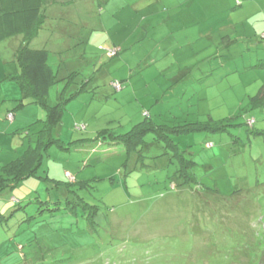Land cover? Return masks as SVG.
<instances>
[{
  "label": "rangeland",
  "instance_id": "1",
  "mask_svg": "<svg viewBox=\"0 0 264 264\" xmlns=\"http://www.w3.org/2000/svg\"><path fill=\"white\" fill-rule=\"evenodd\" d=\"M133 1L52 5L49 21L30 47L49 50L57 72L77 70L78 77L98 85L97 92L66 103L60 130L66 143L84 137L93 144L104 128L123 135L146 120L145 111L158 126L157 138L147 135L132 153L105 140L99 158L85 164L89 172L81 163L85 172L79 179H93L77 190L84 202L67 195L63 179L57 186L30 178L14 192L18 198L22 192L39 191L43 202H33L29 194L16 205L8 202L7 209L4 197L10 193L0 194L7 218L0 222V264H264V102L245 111L264 84V0H179L176 7L159 10L161 15L147 17L153 10L137 13ZM161 16L182 20V28L193 25L187 35L176 34L164 43L159 56L173 42L171 55L176 52L183 71L175 81L158 85L166 76L155 71L169 59L154 62L157 43L138 38L147 20ZM22 36L0 42V111L14 109L16 115L24 93L15 78L21 68L14 47ZM115 46L122 51L111 58L108 52ZM113 79L123 81L121 91L111 87ZM62 85L51 88V103L74 90L70 86L63 92ZM28 107L39 110L32 103ZM210 118H224V127L180 132L181 122L202 127ZM250 118L255 119L253 126ZM30 122L19 116L0 140L20 151L24 141L32 143L21 131ZM77 123L86 129H77ZM175 126L177 131L171 129ZM36 136L31 134L33 141ZM170 138L186 159H194L192 180L178 171L181 164L168 146ZM57 148L44 155L42 165L63 177L65 165H74L68 156L82 151Z\"/></svg>",
  "mask_w": 264,
  "mask_h": 264
},
{
  "label": "trees",
  "instance_id": "2",
  "mask_svg": "<svg viewBox=\"0 0 264 264\" xmlns=\"http://www.w3.org/2000/svg\"><path fill=\"white\" fill-rule=\"evenodd\" d=\"M48 5V0H0V42L17 35L24 36L22 44L15 51V59L17 60L21 68L20 73H18L15 78L22 87V91L24 93V97L20 101L19 106H24L26 105L25 101L31 100V103H35L45 112L44 119L38 121L36 120L35 123L30 125V127L24 129L26 136L30 137L29 139H31L32 143H29V145L25 144V148H27L25 151H23L22 155H19L17 158L10 160V162L0 167V194L5 193L6 190L10 193V195L6 194L7 196H9L8 198L6 196L4 197V205L7 207V209H9L11 205L8 204V202L11 203V201H13L14 205H16L15 203H20L27 199V196L29 194L30 197H34V199H32L33 202H43L39 199V196L41 197V193L39 191H36L37 195H31V193H33L32 191L27 194H24V192H22L20 193L18 198L15 197L14 192L16 191V189L20 188L22 185H25L24 182L28 181L30 178H39L51 183H57L55 184L57 186L60 185V183H63V179L66 181L65 188L66 191H68L66 192L67 195H73L77 198L78 201L84 202V197L77 190L86 188L93 179H79L80 171L72 173L71 171L66 170V168L63 174V176L65 175V178H61L60 176L48 171V169L42 164L44 161V155H49V152L53 146H56L66 152L72 151V147L74 146L75 148L81 150L82 152L80 155L68 157H75V164H77L78 162L80 166L83 162V168H85L86 171L87 166H85V164H92V159L94 161L95 159L99 158L96 156L100 154L98 153L100 151L99 149H101L106 143L105 140L109 141L111 144L121 143V145L124 146L128 153H132L133 150L139 148V144L140 146H143V143H145L144 138L147 135L152 134L155 139L157 138V136H155V133L158 132V126H156L152 118L150 119L149 112L145 111L143 115L145 116L146 120L144 122L140 121L139 123L135 124L123 135H118L114 130L104 128L97 131V135L94 139L97 142L93 144H86V141L88 139L84 137L75 138L73 139V141H69L68 143L63 140L60 134V130L66 103L69 100L77 98L85 91H88V87L90 85V82L92 81V78L87 79L85 76L78 77L80 73L77 70L66 72L65 76L60 78V73L57 72L49 62V50L45 48L30 47L32 39L37 36L38 30L40 29L43 20L46 17L45 11ZM166 42H168V40ZM164 43L161 46L160 53L163 50ZM171 44L173 45V42H171L167 46L169 50L164 52L163 55L160 56L161 58L159 57L160 59L167 57V60L169 59V64L166 65L162 62V67L159 68L158 71H155L156 73L160 72V74H162V77L164 75L166 76L163 77V81H165L166 79L167 81H175L177 78V72H179L183 67L179 58L175 57L176 52H173V54L171 55ZM115 48L116 54L109 57L115 58L121 54L122 48L117 46H115ZM157 52H159V49L154 48V52L153 54H151L152 59L155 57ZM173 55L174 59L171 58ZM160 59L156 60L155 62H161L162 60ZM201 62L202 59L201 61L197 62L196 66H199L201 68ZM179 75H181V73H179ZM154 81V83L158 82V80L156 81V79H154ZM114 82H118L120 84V89L114 87ZM149 82L150 81H148V84H150ZM58 83L63 84V87L61 88L63 89V92H65L70 86H74V90L69 91V96L67 97V94L63 95L62 93V95L55 103H51L49 101L50 90ZM110 84L111 87H113V89L116 91H121L124 88L122 80L119 81L117 79H113L111 80ZM159 84L160 81L158 82V85ZM57 89L59 90V86H57ZM95 89L96 88H94L92 91L95 92ZM27 98L28 100H26ZM263 102L264 84L257 95L250 97L251 106L249 105V107L245 108V111L248 112L250 109L262 107ZM12 114L14 115L13 112ZM223 119L224 118L220 120H214L210 118V120H207L205 125H202V127L201 125H198L199 122L184 121L185 123L182 124L181 122L179 126L180 132L190 133L194 131L196 132L198 130H206L212 132L219 131L224 127L222 126L223 123H221L223 122ZM254 123V118H250L248 120V124L250 126H253ZM76 126L77 129H86V125L77 123ZM177 128L178 127L175 126L171 129L173 131H177ZM31 134L37 135L34 141L32 139L33 137H31ZM119 137L121 138L118 139ZM169 142H171L172 144H168V146L174 148L177 152L176 154L179 156L181 168L178 171H181L182 175L192 180V176L189 171L190 166L195 164L194 159H186L185 156L181 154V152L183 151L172 138L169 139ZM159 143L162 142L159 141ZM207 146H212V143L209 142ZM139 153V156H143L141 151H139ZM186 162L190 163V165H187ZM182 163H184L183 166ZM87 172H89V168ZM125 174H130V172L126 171ZM76 185L77 188H73V186ZM58 197L60 199V195ZM58 203H60L59 200ZM17 206L19 207V205ZM2 210L3 208L0 207V222H4L7 219Z\"/></svg>",
  "mask_w": 264,
  "mask_h": 264
},
{
  "label": "crops",
  "instance_id": "3",
  "mask_svg": "<svg viewBox=\"0 0 264 264\" xmlns=\"http://www.w3.org/2000/svg\"><path fill=\"white\" fill-rule=\"evenodd\" d=\"M75 1H73V0H48L49 5L45 11L46 17L44 18L43 23H42L40 29L38 30L37 36L40 34V31L43 28H45L47 21H49V20H47V18L49 16L48 10L52 5H55L57 7H61V5H68V4L74 3ZM133 4H134L133 6H135V7L137 6L135 8L137 13H139V12H141L147 8L153 10V11H151L152 13H150V11H149L148 14H145V17H147V16H151V15L152 16L161 15L162 12H160L159 10H161V9L165 10L164 8L166 6L176 7L178 4H181V1H179V0H135V1H133ZM157 8H159V9L157 10ZM161 18H163V17L161 16V17H158L156 20H151V23H150V20H147L148 24H147L146 31H143L142 35L138 38L139 40L148 38L154 44L157 43V46L155 48L159 49V52H157V54L153 58L154 62L161 58L159 56L160 51H161V46L164 42L167 41V39H169L170 37L172 38L173 36H175L176 34H179V33H182L183 35H187L189 33V28L193 25L191 23L189 25H185L182 28L181 27L182 20H170L171 19L170 17L167 20L166 19L160 20ZM144 20H146V18ZM183 21H187V20H183ZM200 32L202 33V31H200ZM94 33H96V32H94ZM86 35H87V33H86ZM88 36H89V38H91L93 36V32L90 31V33L87 35L86 38H88ZM34 39H32V40H34ZM23 40H24V36H22L21 43H19L18 45H15L14 51H16V49L22 44ZM31 43H32V41H31ZM31 43H30V45H31ZM132 50H133V48H132ZM126 52L123 54V57L126 56ZM175 57H177V55ZM175 70H176V68H175ZM182 70H183V67L181 68V70L179 72H177V76H176L177 78H179L181 76V75H179V73H182ZM58 72L61 74V77L65 76V74H66V73H64L65 71L61 72L60 69H58ZM91 82H90V85L88 87V91H85L82 95H87V93H90L94 88H96L98 86V85L97 86L93 85V83H91ZM164 82L165 81L160 82L159 85L163 84ZM95 92H97V91H95ZM100 97L103 99L102 96H100ZM123 97H127V93L124 94ZM108 100H110V99L108 98ZM25 103H26V105L19 106V108H21V110L18 112L17 115H16L14 109L10 110L8 108L7 110L4 109L3 111H0V136H4V135L9 134V130L11 129V127L13 125L17 124L19 116H23L25 120H29L31 122H33V120L38 121V120H42L45 118V112L38 105L37 106L39 107V110H34V112H35L34 113V112L30 111V109H32V108L28 107L31 104V102L25 101ZM32 104H35V103H32ZM12 112L15 113L14 114L15 119L13 118V120H11L9 118V115L12 114ZM71 121H73V119H71ZM31 122L28 124L29 125L33 124ZM85 122H87V121H85ZM39 125H41V124H39ZM22 126H24V125L22 124ZM64 127H65V122L62 121V128L61 129H63ZM18 129H22V128H18ZM24 129L25 128H23V130H21V131H24ZM71 137L72 136H69L68 139H70ZM71 141H73V139ZM24 148H25V141L23 142V146H22L21 150L18 151L17 147H14L12 149L10 146H8L5 143V140L4 141L0 140V167L5 165L6 163L10 162V160L17 158L19 155H22ZM75 160H76L75 157H68L67 158V162L70 163L71 165L72 164H74V165L70 166V165L66 164L65 165L66 170L71 171L72 173L73 172H79L81 170L80 164L77 161H76L77 164H75ZM84 172L80 171V175L83 174ZM58 176H60V175H58ZM61 178H65V175Z\"/></svg>",
  "mask_w": 264,
  "mask_h": 264
},
{
  "label": "built area",
  "instance_id": "4",
  "mask_svg": "<svg viewBox=\"0 0 264 264\" xmlns=\"http://www.w3.org/2000/svg\"><path fill=\"white\" fill-rule=\"evenodd\" d=\"M108 54H109V56H113V55H115V54H116V48L113 49V50H110V51L108 52ZM113 85H114V87L117 88V89H120V87H121L120 84H119L118 82H114ZM9 118L11 119L10 115H9Z\"/></svg>",
  "mask_w": 264,
  "mask_h": 264
}]
</instances>
